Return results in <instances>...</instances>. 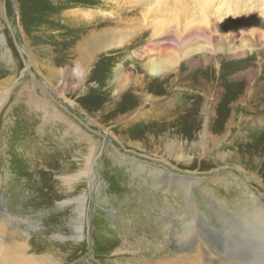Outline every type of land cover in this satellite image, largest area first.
<instances>
[{
    "label": "rangeland",
    "instance_id": "374dc122",
    "mask_svg": "<svg viewBox=\"0 0 264 264\" xmlns=\"http://www.w3.org/2000/svg\"><path fill=\"white\" fill-rule=\"evenodd\" d=\"M174 1L178 0H0V40H5L0 42V93L5 98L0 106V214L10 222L0 234V264H27L30 258L40 264L46 254L41 264L264 262V226L237 208L243 202L251 207L250 198L239 197L241 188L264 202V40L257 33L242 32L239 21L233 20V34L223 36L225 30L204 37L200 42L208 50L180 60L163 78L152 77L144 67L148 54L139 58L134 51L147 45L149 21L162 11L158 7ZM233 1L244 4L228 0ZM181 2L191 8L202 0ZM240 7L238 14L245 9ZM225 11H212L216 24H228L231 13ZM140 20H148L147 27ZM93 33H120L122 43L93 51L86 81L71 72L49 74L51 67L63 71L73 64L67 60L81 58L80 46ZM31 88L43 98L51 97L49 103L98 142L91 181L83 158L94 147L76 130H67L63 119H48L29 104ZM170 140L177 143L171 155L166 150ZM222 153L227 161L221 160ZM129 158L132 163H126ZM254 158L259 159L257 167ZM145 166L203 179L193 185L191 199L212 224L199 220L194 233L203 238L207 233L212 251L200 248V242L198 255L186 249L178 227L169 224L164 212V201L174 202L178 194L154 184L153 176L143 172ZM82 171L87 177L67 180ZM40 175L43 182L32 183ZM84 191L85 235L80 238L73 229L81 217L73 199ZM47 195H53V201ZM20 241L26 242L24 247ZM133 245L144 247L139 251L144 258L126 251H136ZM167 248L173 251L168 257Z\"/></svg>",
    "mask_w": 264,
    "mask_h": 264
},
{
    "label": "bare ground",
    "instance_id": "6f19581e",
    "mask_svg": "<svg viewBox=\"0 0 264 264\" xmlns=\"http://www.w3.org/2000/svg\"><path fill=\"white\" fill-rule=\"evenodd\" d=\"M220 1H222V2H220ZM182 2H181V0H178V1H174L172 3L163 5L164 8L158 7L162 11L157 10L158 12H156L154 14L155 16H153L150 19L151 21H149V23H150L149 27L151 28V34L148 38L147 45L145 44L146 46L143 49L139 48V49L134 51L135 56L139 57V58L143 57L144 54H148L147 56L149 58L145 62L144 67H145L147 74H149L152 77L165 76L168 72H171L173 69H175V67H177L180 60H184L186 58L188 59V57H190L195 52L208 50V47L205 45V43L200 42L201 40H203L204 37L207 39H210L212 33H218L220 35V32H223L225 30H227V31L224 34H222L223 36H228L229 34L230 35L233 34V32L237 28V26L234 27V21L233 20L239 21V23H240L239 26L241 28H243L242 32H247L250 35H254L255 33H257L258 38L261 41L264 40V0H241V2L244 3L242 6L239 5V4H241L240 1H238L236 3L233 1L234 2L233 3L234 5H233L232 2H228V0H210V1L209 0H202V2L198 6H193L191 8H190V6L188 7L186 5L184 8L182 6L183 5ZM226 5H228V6H226ZM155 6H158V5L155 4ZM238 7H240V8L243 7L245 9L240 14H238V10H239ZM152 8L154 9L153 6H152ZM224 9L226 10L224 13H226L227 15H228V13H231L235 16H232L231 14L228 15V17H229L228 24L222 26V25L216 24L213 20H214L215 13H220V12L224 11ZM213 10L215 13H212ZM146 15H147V13H146ZM145 17H147V16H145ZM256 19H258V20L256 21ZM147 21H145V22L141 21V22H143L144 26H146L145 23ZM143 23H142V25H143ZM125 35L126 34L124 33V36ZM121 36L122 35L120 33H111V34H105V33L94 34L93 33L92 35H89L88 38L85 39V41H83L81 46H80L81 52H82L81 58H77V59L75 58V60H67V62L73 63L72 64V65H74L73 67H72V65L68 64V65H66V68L63 69V71H56L54 68H52L50 66L51 68L48 69L49 74L52 73L56 77V75H58V74H61V73L66 74L67 73V75H69V73L71 72V76L78 78V80L80 82L86 81L87 80L86 77H87V73H88L87 67H88V65L92 59L91 56H92L93 51L94 50L96 51L98 49L100 50L102 48L109 47V46L114 47L116 44H121L122 43V42H120ZM248 37H250V36H248ZM154 38L157 39V41H154ZM193 41L197 42V45L191 46ZM0 42H1V44H3V43H5V40L1 37ZM165 42H172V43H166L164 45ZM151 43H153V45H154L153 47H150ZM167 44L170 45V47H168V48H171L175 51L179 49L178 50L179 53L177 52L178 54H171L168 56H166V55L165 56H163V55L157 56V54L155 56H150V53L159 52V51H163V50L168 49L166 47ZM29 52H30V55L32 56L33 62L37 63L33 52L32 51H29ZM6 54H8V51H7V53L6 52L3 53V55H6ZM9 82L10 83L8 86L11 87V80ZM63 83L65 84V87L69 88L68 85L70 82H68L66 80V82L63 81ZM56 88H57V86H56ZM57 91H59L58 88H57ZM0 96L2 97L0 99V106H1V102H3L5 98H4V95L1 93H0ZM5 97H7V96L5 95ZM27 99H28L29 104L35 105L36 108L42 110L43 113L46 114V117L48 119H57V118L63 119L64 122H66L65 125L67 126V130H70V129H72V131L76 130L77 134L80 135L81 139H84L86 142L89 143V145L94 147L93 149L89 148L91 153L89 155L87 153L86 157L84 156V158H83L86 162V170H88V174L90 173L88 175V177L91 181L92 177H93L91 175V173L94 169H93V167L90 166V164L92 163V165H93V161L96 158V155L98 153V145H97L98 142L94 140V136L92 134H90L86 129H85V131H82V129L79 128V125L77 124V122H74L70 116H68L65 112L61 111L60 109H58L57 107H55L51 103H49V101L51 100V97L45 98V96H44V98H43L42 95H39L37 92H35L31 88V90H29L27 93ZM35 112L38 115H40L36 110H35ZM10 113H11V108L6 112V115L10 114ZM63 120H62V122H63ZM54 121H56V120H54ZM163 135H164V132H161L160 137H162ZM78 139H80V138H78ZM175 144H177V143L175 141L172 142L171 140H170V142L167 143L166 150H167L168 154L171 155V154H173V152H176V149L174 148L176 146ZM57 147L59 149H62L59 144L57 145ZM262 147L263 146H261V144H259L258 148L261 149ZM52 148L53 147H51V149ZM157 149H158V147H157ZM55 150H57V149L55 148ZM5 152L2 150V155H7V153H5ZM91 156H92V158H90ZM122 157L123 156H121V158ZM224 157H225V154H223L221 156V160L227 161V158H224ZM61 159H62V157L60 159H58V161L60 162ZM231 160L235 163H240V160H238V159H231ZM130 161L131 160L129 158L126 163H130ZM258 161H259L258 158H254V160L252 161L254 166L259 164ZM131 163H132V161H131ZM141 166H144V165H141ZM147 166H149V165H147ZM238 166L241 167L242 165L238 164ZM149 167L145 166L146 170L143 172L148 174V175L153 176L152 181H154V184H156L157 186L164 185L165 187H167V190L168 189L174 190L175 193L178 194L177 197L172 196L173 199L175 200L174 202L172 201V198L166 199L164 201V204H165L164 212L169 216V219L167 217H165L166 220L168 219L169 224L172 227H174V226L178 227L177 232L181 233V237L184 239L183 243L186 246V249H189V252H191L192 254L198 255L199 247H197V246L199 245V242H200V246H201L200 248L205 247L207 250L212 251V245H211V243L208 242L207 233L204 234V238L200 235H197V232L194 233L195 228L198 226L197 221L202 220L201 222H204V223L208 222V223L212 224L209 221V219L207 218L205 212H202L200 209L198 210L196 204H194L196 202H194L193 199H191L193 185L198 184L203 179H199V178H195V177H191V176H188L189 179H185V177L183 175H180V177L173 176V175H170L168 172L164 171L162 168H158L157 172H154L157 169V167L152 166V167L156 168L154 171H153L152 167L151 168H149ZM130 169H131V167H130ZM6 171H9V168H7ZM41 172L42 171L40 170L39 173H41ZM48 172H50V171H48ZM86 172L87 171H82L79 174L77 173L78 174L77 177L76 176H75V178L69 177V178H67V180L70 182H73V181H76V179L80 178L83 175H86V177H87ZM216 178H218V177L215 176L212 178V180H215ZM0 179H1V175H0ZM165 181H167V182H165ZM37 182H39V183L43 182L41 175H40L39 179L32 180V183H37ZM99 183H100V181H99ZM166 183L172 184V185L166 186L165 185ZM99 185L100 184H98V187H99ZM98 187H97V190L99 189ZM182 188H183V190H181ZM240 190H241V193H240L239 197L241 195H244V196H246L247 200L250 198L251 207L248 204L243 202V205L238 203L239 205L237 208L241 209L242 213L245 211L246 212L245 216L248 219L252 218L255 222H257L259 225L261 224L263 227L264 226V202L262 201V199L259 196L255 195L248 188H245V189L241 188ZM45 191L47 192L48 190H45ZM87 196H88V192L86 194V191H84V193H82V194L80 193L78 196H76L77 198L73 199V200L77 201V203L75 204V211L79 217L81 215L80 221H76L74 224L73 229H74L75 237L82 238L85 235V228H84L85 224L83 223L82 220L86 214V210H85V204L86 203L84 201H87V199H88ZM34 197H36V196L34 195ZM34 197H31V198H34ZM48 199L53 201L54 196L49 195ZM240 201H238V202H240ZM82 202H84V203H82ZM232 205H233V203H232ZM198 208H199V206H198ZM227 210H229V209H227ZM228 217L231 218L232 214L230 213V216H228ZM228 217H227V219H228ZM5 219L6 218L2 217V215L0 214V234H4L6 232V230L8 229L9 223H10V222H7ZM18 223L19 222L16 221V224H18ZM181 223H184V226L181 227ZM234 225H236V224H234ZM197 231H199V230H197ZM24 235L26 237H29V232H24ZM165 236L167 237L168 235H165ZM177 238H178V235H177ZM24 243H26V242H22V241L19 242V244H22L21 245L22 247L25 246V245H23ZM121 245H122V243H121ZM116 247H117V245H116ZM123 247H124V245H123ZM143 248L144 247H137V246L133 245V249H136V251H132V250H128V249L126 251L129 252L130 254H132V256H134L136 258H144L143 255L141 253H139V251H141V249L143 250ZM18 249L22 250L20 248H18ZM119 249H118V247L116 248V250H119ZM166 251H167V257L170 255L171 252H173L169 248H167ZM47 257H48L47 254L43 257H40L39 263L41 264V260L44 258L46 259ZM121 257H123V256H121ZM51 260H53V262H57L56 259H50V261ZM140 260H142V259H140ZM187 260L189 261V259H187ZM168 261H172V260L168 259ZM227 261H229V260H227ZM35 262H36V260L30 258L27 261V264H35ZM43 263H45V262L43 261ZM132 263H134V262H132ZM235 263H236V261H235ZM7 264H13V262L7 263ZM127 264H129V263H127ZM220 264H226V262L222 260L220 262Z\"/></svg>",
    "mask_w": 264,
    "mask_h": 264
}]
</instances>
